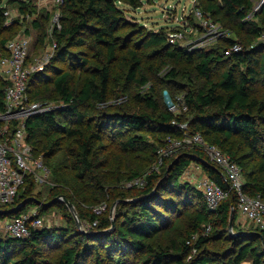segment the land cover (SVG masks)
<instances>
[{"label": "trees", "instance_id": "trees-1", "mask_svg": "<svg viewBox=\"0 0 264 264\" xmlns=\"http://www.w3.org/2000/svg\"><path fill=\"white\" fill-rule=\"evenodd\" d=\"M34 1L0 0V58L8 55L11 39L7 33L20 21L17 18L8 24L7 4L17 2L21 15H26L36 13ZM143 1L65 0L62 28L53 32L57 46L52 60L61 59L67 66L56 70L51 85L38 88L40 74L34 72L27 89L33 101L57 100L61 104L27 120V141L36 155L43 156L50 170L49 160L57 157L54 173L61 175L68 188L44 202L64 195L75 205L81 221L98 220V225L83 232L75 217L65 213L63 226L31 228L30 235L22 239L1 237L0 264H87L89 257L91 264H110L105 262V254L111 257V264H213L220 257L228 258L225 264H242L246 260L264 264V229L251 222L252 229L236 225L237 194L231 190L214 213L208 209L202 192L182 181L186 168L197 162L214 181L229 189L220 167L208 159L202 148L182 149L166 159L159 170L153 169L144 178L143 186H130L127 193L114 194L115 190L108 189L106 175L100 173L108 162L104 152L109 133L118 140L123 152L149 153L156 163L158 149L167 139L183 136L172 124L176 118L189 121L191 132H200L207 141L230 154L247 174L245 191L264 199V100L252 92L253 85L264 83V42L259 40L264 33V4L255 18H249L255 11V0H200L201 8L215 21L241 36L242 51L226 56L224 50L229 42L193 51L170 44L165 27L148 31L142 25L130 23L131 29L121 32L126 19L120 5L138 8ZM49 13L46 11L45 15L50 16ZM35 25L39 26V22L35 21ZM76 46L81 50H72ZM144 46L150 49L148 69L140 49ZM154 59L156 65L169 67L162 82L186 90L188 111H170L154 86L137 94L144 103L142 107L119 105L109 109L111 83L121 77L127 85H148L154 77ZM221 66L225 68L218 75ZM9 84L0 74V111L6 108ZM151 137H155L154 141ZM176 157L177 162L167 173ZM67 168L71 171L69 176ZM85 178L94 182L101 198L111 197L112 204L118 201L115 227L110 233L95 234L111 228V213L98 217L89 215L82 207L83 190L79 189H83ZM135 178L138 173L128 177L130 181ZM35 183L34 176L28 174L14 202L4 209L33 198ZM31 204L39 206L38 217L56 205L40 206L32 200L16 214L26 212ZM233 206L235 235L229 229ZM61 207L69 209L65 202ZM181 207L187 208L182 211ZM6 216L11 214H0V218ZM186 218H192L189 223L196 221L192 231L187 228ZM208 225L211 230L207 233ZM194 233H200L196 240ZM223 237L229 243L220 251H213L209 243ZM193 243L197 251L191 255Z\"/></svg>", "mask_w": 264, "mask_h": 264}, {"label": "built area", "instance_id": "built-area-1", "mask_svg": "<svg viewBox=\"0 0 264 264\" xmlns=\"http://www.w3.org/2000/svg\"><path fill=\"white\" fill-rule=\"evenodd\" d=\"M49 0H40L48 2ZM193 5L195 21L190 16L181 20L178 26L168 31V41L172 45L180 44L188 32L201 30L211 38H227L228 47L224 50L226 56L240 52L243 45L239 40L230 38L227 28L219 21H215L210 13L205 12L200 6V0H189ZM54 4L61 8L65 0H53ZM47 7V5H46ZM50 9V8H48ZM52 10V9H51ZM6 16L9 10L5 11ZM62 12L57 10L54 14L52 35L55 29H61ZM12 20L8 18V24ZM264 42V33L259 37ZM181 45V44H180ZM57 43L54 41L53 50H56ZM183 46V45H181ZM31 48V39L28 35H22L11 39L7 44L8 55L0 58V74L9 81L6 89L5 110L0 111V209L13 203L20 189L24 186L28 174H32L36 182L46 181L50 174V168L45 164L42 155H36L34 147L27 141V120L34 114L46 112L53 107L50 103L31 100L28 94V81L36 71L32 64L28 65V58ZM51 55V54H50ZM49 55V56H50ZM48 56V57H49ZM167 108L174 113L188 111V104L184 96L170 98L166 102ZM172 124L177 126L183 133L181 138L169 137L165 144L158 149L155 170L168 158L176 156L184 148L200 147L208 159L220 167L229 189L224 188L214 181L199 163L194 167L201 174L194 173L188 169L187 175L199 191L202 192L207 207L211 212L216 213L222 201L228 198L231 190L238 197L237 216L239 220L254 223L255 226L264 229V199L260 195H249L245 191L246 179L243 168L230 154L223 151L218 145L212 144L200 132L189 130V121L173 119ZM144 178L138 177L128 183V187L136 185L143 186ZM106 204L95 208L97 214H101ZM6 230L8 236L15 239L26 238L30 235L31 228L45 227L43 217L36 216V211H28L0 218V223ZM97 220L94 225H97ZM211 230L208 225L206 232Z\"/></svg>", "mask_w": 264, "mask_h": 264}, {"label": "rangeland", "instance_id": "rangeland-1", "mask_svg": "<svg viewBox=\"0 0 264 264\" xmlns=\"http://www.w3.org/2000/svg\"><path fill=\"white\" fill-rule=\"evenodd\" d=\"M8 1V0H5ZM35 6L37 7V11L35 14H26L21 15V12L19 10V4L17 2L14 3H8V10L9 20H14L19 18V23H17L14 28L9 31L7 34L10 35L9 39H13L18 36L22 35H28L31 39V51L29 54V61L28 65L32 64L37 69L35 73H39L38 79L36 82V88L40 86L45 85H51V80L57 75L56 70L60 68H65L67 65L65 61L63 60H52V57L55 54V51L53 50V44L55 39L52 35V28L54 27V14L57 10H60L62 12V7L59 8L56 6L53 2V0H49L48 2H40V0H35ZM264 4V0H255V11L252 15L249 16V18H255V13L262 10ZM47 5V7H46ZM121 9L123 10L124 18L126 19V24L122 26L121 32H128L127 30H130L132 25H142L146 28L148 31H158L161 27H165L168 31L172 28L178 26V24L181 22L182 19L190 16L192 20L195 21V17L193 14V5L189 0H144L143 5L138 8L131 7L129 5L121 4ZM50 8V9H48ZM52 9V10H51ZM46 11H49L50 16H46ZM35 21L39 22V26L35 25ZM131 23V24H130ZM130 28V29H129ZM229 31V35L231 39L234 40H240L241 36L237 34L232 29L225 27ZM45 36H43V34ZM228 42L227 38H211L207 36L203 31L197 30L194 31V33L188 32L187 36L180 40V44L184 47H188L189 50H200V49H209L213 46H217L220 43ZM142 53L144 54V57L147 59L146 67L148 69L149 60L148 55L150 53V49L147 47L140 48ZM72 50L79 51L81 50L79 46L73 47ZM83 52H85V49H83ZM90 52V51H89ZM51 54V55H50ZM50 55V56H49ZM49 56V57H48ZM154 61L152 64H154V67L151 71V74L154 76L152 78V82H150L148 85L145 86H137L135 84L127 85L125 81L119 77L120 80L113 81L111 83V90H110V99L107 103V107L109 109H113L116 106L119 105H125V106H137L142 107L143 102L138 99L137 94H144L145 92H148L152 86L156 88L159 97L162 99V101L166 102L170 100V98H175L177 96H184V93L186 90L182 88H178L179 86H175L174 83H172V86H168L164 82H162V78L165 77L169 67L156 65L155 62L156 59L152 60ZM151 61V62H152ZM224 66H221L218 71V75L221 73L222 70H224ZM50 80V81H47ZM185 84V82H184ZM252 92L254 95H256L259 99L264 100V83L257 82L255 85H253ZM51 106L53 108L57 107L61 104V101L57 100H51L49 101ZM110 135L106 139V142L108 144L106 151L104 152V156L107 158V165L104 169V171H100L101 174L106 175V184L108 185V189L115 190L114 194H117L118 192L127 193L128 190V183L130 180L128 179L129 176H131L133 173H138V177L146 178L148 174L153 171L155 161H152L150 158L149 153L144 152H130L126 153L121 150L118 144V140H114V136L109 133ZM152 141H154L155 137L150 138ZM61 154V152L59 153ZM56 159L57 157L52 158L49 160V165L51 166V174L49 178L44 182H36L35 188H34V197L37 198V200L40 202L39 205L41 206V202H44L45 200H48L54 195L56 192H65L68 190L65 180L61 177L59 173L55 174L54 170L56 168ZM192 164V163H191ZM190 164V165H191ZM188 166L186 170L184 171L183 175L181 176L182 181L188 182L193 187L195 186V183H193L190 179V176L187 175L186 171L191 166ZM63 168L65 167V162L61 164ZM194 165H192L193 167ZM68 171L67 175L69 176L71 174L70 169H66ZM197 173V172H194ZM245 176L247 177V174L244 172ZM83 189H79V191H82L80 195V199H83L84 202H82V207L85 210V212H88L89 215H96L98 217L108 215V213H111V210L114 208V218L115 213L117 211V203L116 201L114 204H112V198H101L100 194L97 192L94 182L89 179L85 178L83 180ZM77 187H80V185H77ZM197 188V187H196ZM25 189V188H24ZM24 189L21 191L23 192ZM79 191H76V193H80ZM128 199H124L123 201H126ZM194 202H198L195 200ZM64 201H58L56 205H53L52 207H49L48 210L42 214V217L45 221V227H53L57 228L60 226H63L66 224L64 218V214L74 216V214L71 212L70 209L65 210L61 206L63 205ZM106 204L105 210L101 214H97L95 212V208ZM187 207H181V210H186ZM39 206L37 204L33 205L31 204L28 208V211H36L38 212ZM194 212H197L195 208H193ZM90 217V216H89ZM186 225L187 228L190 229V231L193 230V223H189L192 221V218H186ZM96 221V220H95ZM95 221H91L90 219H86L85 221H82V230L84 231H92L96 226L94 225ZM98 221V220H97ZM236 225H238L240 228L245 229H252L254 226L250 222H246L243 220H239V217L237 216ZM5 229V228H4ZM4 229L0 228V238L1 237H7L8 234L4 231ZM203 233V230H202ZM233 233L236 234L237 231L233 228ZM193 240H196L200 233H194ZM205 235V234H204ZM207 236V235H206ZM229 241L226 238H219L214 239L209 243V246L213 251H220L222 248H224ZM194 244V243H193ZM192 246L191 249V255L195 254L197 251V248H195V244ZM189 256V258L191 257ZM117 256V255H116ZM228 258L220 257L218 260H215L213 264H225L226 260ZM111 257L107 254H105V262L111 264ZM92 263V257H89L87 260V264ZM242 264H252L250 260L244 261Z\"/></svg>", "mask_w": 264, "mask_h": 264}, {"label": "water", "instance_id": "water-1", "mask_svg": "<svg viewBox=\"0 0 264 264\" xmlns=\"http://www.w3.org/2000/svg\"><path fill=\"white\" fill-rule=\"evenodd\" d=\"M178 160V157H176L173 162L170 164V166L168 167V170H167V173L170 171V169L172 168L173 164H175ZM32 200H35L37 203H40L38 200H36L34 197L33 198H27V199H24L20 204H18L17 206H15L14 208H11V209H4V210H1L0 209V214H16V213H19L21 212L25 206H27V204L32 201ZM58 201H64L68 208L71 210V212L74 214V217H75V220L77 222V225L79 227V229L83 232H86L84 230H82V221L78 215V211L75 207V205L69 200L67 199L64 195H60V196H57L56 198H54L53 200H51L50 202H41L42 204H45V205H52V204H55L57 203ZM126 201H129V200H126ZM235 214H236V208L235 206L232 207V211H231V216H230V225H229V229H230V232L231 234L235 235L233 233V228H234V219H235ZM111 219H112V226L111 228L107 229V230H103V231H98V232H95L96 235H102V234H107V233H110L114 227H115V218H114V208L111 210Z\"/></svg>", "mask_w": 264, "mask_h": 264}, {"label": "crops", "instance_id": "crops-1", "mask_svg": "<svg viewBox=\"0 0 264 264\" xmlns=\"http://www.w3.org/2000/svg\"><path fill=\"white\" fill-rule=\"evenodd\" d=\"M192 165H194V166H195V165H197V163H196V162H192L191 166H192ZM194 166H193V167H191V171H193V172H197V174H199V175H200V174H201V171H197V168H196V167H194ZM204 172H205V170H204ZM0 228L4 229V227H3V223H2V222L0 223ZM4 231L6 232V230H5V229H4Z\"/></svg>", "mask_w": 264, "mask_h": 264}]
</instances>
